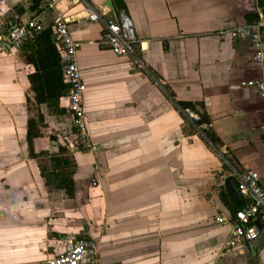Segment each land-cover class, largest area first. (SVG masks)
<instances>
[{
	"label": "crops",
	"instance_id": "crops-1",
	"mask_svg": "<svg viewBox=\"0 0 264 264\" xmlns=\"http://www.w3.org/2000/svg\"><path fill=\"white\" fill-rule=\"evenodd\" d=\"M112 1L0 0V264H46L68 237L94 243L98 264H264V227L225 246L244 203L238 176L264 187V98L247 85L264 80V61L230 34L256 27L264 42V0ZM120 15L137 41L123 57L103 38ZM13 16L42 30L67 22L94 150L72 141L62 75L32 86L24 45L6 43Z\"/></svg>",
	"mask_w": 264,
	"mask_h": 264
},
{
	"label": "built area",
	"instance_id": "built-area-1",
	"mask_svg": "<svg viewBox=\"0 0 264 264\" xmlns=\"http://www.w3.org/2000/svg\"><path fill=\"white\" fill-rule=\"evenodd\" d=\"M71 1L78 2V0ZM88 19L101 21L100 16L96 13H91ZM1 25L4 29V39L12 49H19L27 43H33L37 34L42 31L41 26L36 21L22 22L15 16L4 19ZM104 27L103 38L112 53L117 57L132 55L133 46L137 41L130 19L120 15L117 20L104 22ZM261 27H264V23ZM51 34L60 56L63 80L69 87L68 111L72 116L74 126L72 141L76 142L78 146L81 145L94 150V147L89 143L83 107L86 86L77 62L79 44L72 39L68 24L62 18H57L54 21L51 26ZM230 34L232 37H245L247 35L252 43L254 60L263 63V33L260 32L259 28L238 27ZM247 85L256 89L264 98V80L252 81ZM185 112L190 118L197 119L189 110H185ZM237 192L244 203L234 215L232 238L225 245L228 249L243 242L255 241L264 227V187L260 184L258 174L253 171L241 173L238 176ZM216 221L224 222L220 217ZM60 248L61 250L57 255L48 260L46 264H98L96 245L90 241L68 237L60 241Z\"/></svg>",
	"mask_w": 264,
	"mask_h": 264
},
{
	"label": "trees",
	"instance_id": "trees-1",
	"mask_svg": "<svg viewBox=\"0 0 264 264\" xmlns=\"http://www.w3.org/2000/svg\"><path fill=\"white\" fill-rule=\"evenodd\" d=\"M25 55V61L28 64L33 65L35 68V73L31 76V83L33 86L34 80L38 81V85L46 84L50 81L52 76L62 75L61 72V64H60V56L58 51L56 50L54 39L51 36V28L43 29L40 33L37 34L36 39L33 43H27L23 46ZM61 73V74H60ZM49 78L48 80H46ZM34 89V88H33ZM69 90V87H68ZM39 92L35 91V99L40 100ZM177 105L183 111L186 109H194V106L188 103H177ZM209 118L205 113L199 114V121L196 123L197 125L208 124ZM206 135L208 140L214 145L216 144V137L212 133L211 129L206 131ZM39 132H32L29 126V130L27 133V142L29 150L32 148V139L35 137H39Z\"/></svg>",
	"mask_w": 264,
	"mask_h": 264
},
{
	"label": "water",
	"instance_id": "water-1",
	"mask_svg": "<svg viewBox=\"0 0 264 264\" xmlns=\"http://www.w3.org/2000/svg\"><path fill=\"white\" fill-rule=\"evenodd\" d=\"M111 4H113V6H115L116 7V9H120L121 7V1L120 0H113L112 2H111Z\"/></svg>",
	"mask_w": 264,
	"mask_h": 264
}]
</instances>
